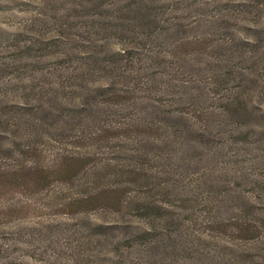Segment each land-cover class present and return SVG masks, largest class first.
<instances>
[{"label":"trees","instance_id":"obj_1","mask_svg":"<svg viewBox=\"0 0 264 264\" xmlns=\"http://www.w3.org/2000/svg\"><path fill=\"white\" fill-rule=\"evenodd\" d=\"M123 1L99 0L98 7L108 14L87 24L85 30L94 29L103 36L109 27L107 20L115 30L129 31L134 44L108 47L104 56L77 62L68 72L56 70L53 79L45 77V82L33 87L34 102L0 110V206L4 207L1 200L15 189H36L38 195L44 191V197L61 210L96 207L103 214L149 218L155 222L153 230L134 226L147 239L156 240V223L169 219L190 238L195 237L198 223L230 230L239 239H250L247 245L264 242V200L261 208H255L252 198L242 196L247 208L233 207L227 217H221V199L201 198L191 191V183L199 182L201 175L190 174L183 184L187 187L176 190L157 163L174 137L184 136L190 147L202 151L213 142L211 125L232 120L238 124V136L248 133L243 127H255L252 121L264 118V75L241 70L235 61L254 63L257 54L264 56V0L256 2L261 14L252 24L241 26V19L250 21L244 15L253 12H247V3L238 0L234 6L244 7L220 8L215 29L166 45L162 51L149 44L162 37L152 29L168 19L163 16V0ZM117 10L127 16H109ZM148 24L153 28L138 30ZM164 44L162 38L158 45L162 48ZM185 73L197 76V82L200 78L191 91L180 90L190 83ZM224 75L238 79L236 90L227 87ZM78 91L84 96L81 102L76 100ZM166 99L177 108L168 110ZM253 181L264 185V179ZM212 183L230 185L223 178ZM197 205L202 207L201 217L194 214ZM227 220L235 221L236 231ZM188 245L192 247L193 240ZM249 256L264 264L263 253Z\"/></svg>","mask_w":264,"mask_h":264},{"label":"rangeland","instance_id":"obj_2","mask_svg":"<svg viewBox=\"0 0 264 264\" xmlns=\"http://www.w3.org/2000/svg\"><path fill=\"white\" fill-rule=\"evenodd\" d=\"M236 1L163 0V16L168 19L161 23L162 27L154 29L152 24H148V27H138V30L157 29L162 37L152 40L149 45L162 51L166 45L182 40L186 42L191 37L215 29L220 21L221 7H244L234 6ZM242 1L247 3L244 9L253 12L244 15L250 21H239L241 26H248L254 17L257 19L261 14L259 4L256 6L260 0ZM98 2L0 0V110L8 105L34 102L33 87L45 82V77L53 79L52 75L61 69L70 71L77 62L104 56L108 47L128 48L134 44L129 31L115 30L107 20L109 27L103 36L94 29L85 30L87 24H93L102 15L108 14L100 10ZM120 3L124 4V1L120 0ZM111 15L114 18L127 16L122 10L109 12ZM162 38L166 44L161 48L158 43ZM256 58L254 63L238 62L240 59L235 61L241 70L264 75V56L257 54ZM188 70L185 66V71ZM184 77L190 83L180 90L191 91L200 82V78L197 82V76L188 73ZM88 79L92 80L91 75ZM225 79L230 90L237 89L238 79ZM59 95L63 98L64 93L59 92ZM183 98L186 95L183 94ZM83 99L82 92L78 91L76 100L81 102ZM165 101L168 110L177 108L176 104L169 105L170 100ZM53 104L59 106L57 102ZM252 122L255 127H243L244 132L248 131L247 135L238 136L235 134L238 124L232 120L211 125L213 142L202 151L190 147L184 136L174 137L172 143L161 151L158 169L163 171L162 176L167 177L170 187L176 190L187 187L183 184L190 174L201 175L199 182L191 183V191L199 194L198 197L201 195V198L221 199L224 205L221 217H227L226 213H230L233 207L247 208L248 204L242 196L252 198L255 208H261L264 185L253 180L264 179V118ZM222 178L228 179L230 185L212 183L213 179H220L221 182ZM44 196V191L38 195L36 189L23 188L15 189L14 193L1 200L4 207L1 205L0 210L5 214L0 215V264H257L249 259V255L264 254V242L247 245L250 239L246 242L230 230L225 231L212 224L198 226L196 223L197 233L190 238L184 231L178 232L171 220L164 219L156 223L157 239H147L140 237V230L137 233L134 226H146L153 230L155 222L149 218L103 214L96 207L86 210L77 206L73 211H65ZM175 204L180 206L181 202L176 200ZM201 208L200 205L194 206V214L201 217ZM229 222L234 228L232 231H236L238 225L235 221L227 220ZM109 223L113 224L112 228L98 226ZM191 240L193 246L188 248Z\"/></svg>","mask_w":264,"mask_h":264}]
</instances>
